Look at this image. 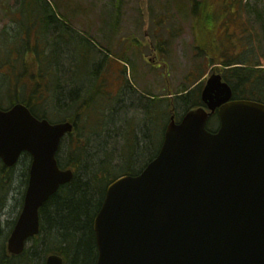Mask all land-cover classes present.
<instances>
[{
  "label": "water",
  "instance_id": "1",
  "mask_svg": "<svg viewBox=\"0 0 264 264\" xmlns=\"http://www.w3.org/2000/svg\"><path fill=\"white\" fill-rule=\"evenodd\" d=\"M219 74L179 123L170 118L157 156L106 189L94 217L96 264H264V104L232 100ZM217 111L219 127L206 130ZM70 123L50 124L15 104L0 110V160L31 157L23 206L7 240L22 253L39 232L38 211L72 171L56 153ZM44 264H62L50 255Z\"/></svg>",
  "mask_w": 264,
  "mask_h": 264
},
{
  "label": "trees",
  "instance_id": "2",
  "mask_svg": "<svg viewBox=\"0 0 264 264\" xmlns=\"http://www.w3.org/2000/svg\"><path fill=\"white\" fill-rule=\"evenodd\" d=\"M21 1L20 6L26 12L33 10L38 23L35 28L39 49L36 56L31 53L30 57L27 56L29 59L25 56L17 59L20 62L17 84L14 82L12 85L10 95L6 90L1 93L4 89H0V109L20 103L27 106L37 119L72 123L73 129L61 141L56 159L61 169L73 172V178L39 209L40 232L27 241L20 255L8 254L2 245L0 264H43L50 254L61 256L63 264H95L97 248L93 220L101 207L106 188L118 177L137 175L145 168L157 155L170 115L174 114L175 120L179 121L184 112L202 106V87L198 85L190 89L186 83L175 95L169 91L159 96L146 92L145 97L130 90L126 69L122 67L118 71L119 90L128 92L132 100L130 104L136 102L134 112L141 114L143 121L136 117V113H128L124 108L117 110L115 105L121 103L120 97L113 101L112 96L102 93V86L98 83L103 81L106 85L109 80L102 76L108 59L85 68V72L81 70L87 79L86 84H79L77 77H60L56 63L62 53L53 50L54 40L47 44L48 47L42 41L51 33L53 24L66 25L59 20L63 18L57 16L46 0ZM187 2L198 56L206 59L209 66H217L215 70L231 88L232 99L264 103V5L253 21L257 23L248 20L246 24L241 18L242 6H246L243 0ZM21 23L24 28L25 22ZM230 27H235V30ZM27 30L26 36L29 37ZM62 34L63 31L55 32L54 39L62 41ZM33 61H38L37 85L31 78ZM198 78L194 76L192 84ZM9 84L7 82L6 87ZM80 89H85V97L80 96ZM48 101H51L52 109ZM177 110L181 111L180 114ZM217 125L218 119L214 115L207 123V130L214 132ZM30 162V156L22 154L19 164L23 169L24 189L18 211L27 185ZM0 167L1 215V206L14 179V167L6 169L1 163ZM15 220L16 217L8 223L9 232Z\"/></svg>",
  "mask_w": 264,
  "mask_h": 264
},
{
  "label": "rangeland",
  "instance_id": "3",
  "mask_svg": "<svg viewBox=\"0 0 264 264\" xmlns=\"http://www.w3.org/2000/svg\"><path fill=\"white\" fill-rule=\"evenodd\" d=\"M20 1L0 0V39L19 37L23 28L19 25L16 26L13 22L24 20L32 44V39L38 37L35 28L38 23L34 19L33 10L26 12L20 6L22 3ZM46 1L52 6L57 16L63 18V20L60 18L59 20L64 22L67 25L64 26L68 28L66 31L61 24L57 25L59 28L53 24L51 33L42 42L48 47L47 44L54 40V26L63 31V39L58 43V46L61 47L59 52H62L58 60L59 68H66L74 64L68 68L72 77L79 79V84H86L87 81L84 74H81V70L83 69L85 72V67H90L89 63L92 66L101 58V55L96 58L90 56V50H93L94 55L95 49L86 40L95 42V45L101 46V48L102 42H104L113 57L117 58L119 55L127 59L129 62L126 65L129 84L138 91V94L142 95L148 92L159 96L166 91L175 95L179 88L186 83H189L190 89L198 85L203 87L208 76L215 70L216 65L209 66L208 61L199 57L195 50L197 44L192 32L187 0ZM243 5L246 6H242V23L248 24V20H251L256 24L257 22L253 21L263 9L264 0H243ZM36 10L38 11V8ZM26 14L28 15L27 20L25 19ZM230 29L235 30V27H230ZM218 33L220 34V32ZM146 37L150 39L152 45L151 54L148 47L144 45ZM156 45L157 47H155ZM20 51V47H15L10 43L8 45L0 44V89L2 90L6 87L7 82L10 83V89L13 90V81L17 78L20 69L16 53ZM89 56L90 62L88 63ZM120 67L117 62L108 64L102 76L112 80L116 68ZM64 75H67V70L59 73L60 77ZM194 76L199 78L192 84ZM119 91L121 103H116L117 110L124 108L129 111L128 113L135 114L136 102L130 104L132 100L129 99L128 92H123V89ZM11 93L8 91L7 94ZM2 99L5 100V98ZM48 102L52 109L51 101ZM177 112L180 114L181 111L177 110ZM135 115L143 121L141 114L136 113ZM21 173L23 174V169L18 163L14 167V179L10 192L1 206L0 248L6 244L7 232H9L8 223L18 214V203L24 189Z\"/></svg>",
  "mask_w": 264,
  "mask_h": 264
},
{
  "label": "flooded vegetation",
  "instance_id": "4",
  "mask_svg": "<svg viewBox=\"0 0 264 264\" xmlns=\"http://www.w3.org/2000/svg\"><path fill=\"white\" fill-rule=\"evenodd\" d=\"M23 41H24V43H23ZM60 41H57L56 39H54V42H52V44L55 46V47H53V50H55L56 52L57 51L59 52V49H61V47L58 46V43ZM38 43H39L38 42V37H36L35 39H32V44H31L30 39L29 38H25L24 34H22V36L20 38H18V40L15 37H12L10 44L15 46V47H17V46L20 47L21 51L17 52V53H22L23 50H24V54L25 55H30L32 53L33 56L34 55L36 56L38 54V49H39V44ZM144 45H145V47H148L149 53L151 54V46L152 45L150 43V39H147V37H146V41H145ZM96 52H97V55L102 54L101 56H108L106 51H103L102 49H100V50H98ZM17 53H16V55H18ZM59 53H62V52L60 51ZM104 59H105V57L102 60H104ZM72 66H69V67H72ZM37 70H38L37 69V61H33V74L31 76V78H32L33 83H35V85L38 84ZM67 75L69 77L72 76L71 75V71L69 69H67ZM100 85L104 86V83L101 82ZM82 90H83V92H82ZM82 90L80 89V92H81L80 96L81 97H85L86 96V95L84 96L85 89H82ZM104 90L108 91L107 89H104Z\"/></svg>",
  "mask_w": 264,
  "mask_h": 264
}]
</instances>
